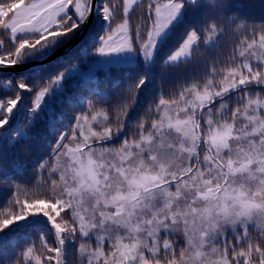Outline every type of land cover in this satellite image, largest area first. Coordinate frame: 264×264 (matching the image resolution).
I'll return each mask as SVG.
<instances>
[{
  "label": "snow or ice",
  "instance_id": "1",
  "mask_svg": "<svg viewBox=\"0 0 264 264\" xmlns=\"http://www.w3.org/2000/svg\"><path fill=\"white\" fill-rule=\"evenodd\" d=\"M0 195V264H264V0H0Z\"/></svg>",
  "mask_w": 264,
  "mask_h": 264
},
{
  "label": "trees",
  "instance_id": "2",
  "mask_svg": "<svg viewBox=\"0 0 264 264\" xmlns=\"http://www.w3.org/2000/svg\"><path fill=\"white\" fill-rule=\"evenodd\" d=\"M131 22H135V19L133 18V21ZM172 52V51H171ZM171 52H169L168 49H164L160 52V57H165L167 55H169ZM25 197L23 195H21L20 199L23 200ZM19 209H16L15 211H18ZM0 211H3V196L0 195ZM69 260L71 262V264H79V257L77 253H70L69 254Z\"/></svg>",
  "mask_w": 264,
  "mask_h": 264
},
{
  "label": "rangeland",
  "instance_id": "3",
  "mask_svg": "<svg viewBox=\"0 0 264 264\" xmlns=\"http://www.w3.org/2000/svg\"><path fill=\"white\" fill-rule=\"evenodd\" d=\"M175 51H178V47L176 49H174L169 55H174Z\"/></svg>",
  "mask_w": 264,
  "mask_h": 264
}]
</instances>
